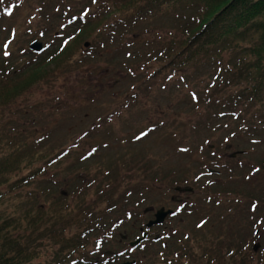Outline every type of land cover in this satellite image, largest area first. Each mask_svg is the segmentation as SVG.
Wrapping results in <instances>:
<instances>
[{"label":"rangeland","instance_id":"obj_1","mask_svg":"<svg viewBox=\"0 0 264 264\" xmlns=\"http://www.w3.org/2000/svg\"><path fill=\"white\" fill-rule=\"evenodd\" d=\"M30 1L24 0L22 6H31ZM9 7L13 10L15 5ZM14 13L9 20H0V65L13 62L17 65L15 68L6 66V70L13 73L26 61L30 64L46 58L58 43L50 35L58 31L57 23L46 35L38 34L35 31L42 29L41 21L34 19L27 27L29 30L22 29L25 26L22 17ZM173 19L176 21L173 12L159 15L143 26L147 32L140 38L152 39L153 34L165 37L174 28ZM131 34L120 43L130 44ZM35 38L43 43V48L38 53H28ZM122 49L114 52L115 56H120V61L132 52L130 48ZM234 58L229 51L222 53L223 64ZM128 59L133 62V55ZM216 64L203 66L198 72L199 78L183 79L177 74L167 84L152 86L133 106L125 107L112 118L107 114L122 102V93L132 92L129 75L117 83L107 79L104 83L111 89L101 91L97 87L100 75L94 70L70 69L31 88L15 105L1 110L6 118L0 123V135H13L16 127L24 135L22 137L36 138L34 144L39 146L40 152L55 154L66 149L68 153L60 158V164L47 170L43 179L23 189V194L30 192L31 197L26 199L23 194L16 193L0 208V215L24 209L27 205V208L38 205L47 208L56 203L62 192L71 203L70 207L84 200L94 202L95 210L102 211L105 228L94 232L92 239L103 232L109 234L112 220H119L105 248L120 252V262L135 259L136 264H158L162 241L170 246L169 252L175 250L180 254L185 247L192 249L195 257L203 255L202 260H209L208 255H204L207 252L212 259L210 264L238 263L239 260L233 262L230 258L229 245L238 254L242 251L253 253V264L261 261L259 256L264 259V190L260 180L242 175L264 161V133L227 139L226 135L232 133L227 130L220 132L215 128L214 131L205 126L189 134L186 127L194 119L193 110L187 107L190 99L203 90L201 79L207 84L216 82ZM91 68L94 64L88 69ZM124 74L123 70L118 71V76L125 77ZM14 108L19 109L18 116L12 114ZM34 144L32 148L36 147ZM209 150L211 154L212 150L216 152L220 164L230 166L233 162L232 177L219 167L213 168L218 173L208 172ZM236 151L243 153L231 159L230 154ZM109 182L113 183L110 190L107 188ZM99 186L112 192L113 201L119 203L110 213H106L104 205L95 206L97 200L93 193ZM175 186H190L194 192L188 195L185 188L179 191ZM75 188H79L77 198L70 196ZM234 191L239 194L234 195ZM172 197L182 198L186 204L176 216L167 220L168 239L155 242L153 237L161 235L162 227L156 225L147 229L145 223L159 208L175 209ZM139 228L146 230L148 237L129 251L128 242L141 236ZM254 243L259 246L252 252Z\"/></svg>","mask_w":264,"mask_h":264},{"label":"trees","instance_id":"obj_2","mask_svg":"<svg viewBox=\"0 0 264 264\" xmlns=\"http://www.w3.org/2000/svg\"><path fill=\"white\" fill-rule=\"evenodd\" d=\"M23 1L0 0V20H9L16 9L14 14L20 15L25 25L22 29L29 30L31 21L37 19L43 27L35 32L44 35L57 23L58 31L50 35L58 43L46 58L30 64L26 61L15 69L17 73L6 70L8 65L17 66L13 62L0 65V123L6 118L3 108L12 107L31 88L58 77L64 70H94L100 75L97 87L101 91L111 89L104 83L107 79L117 83L131 76L132 92L122 93V102L107 114L112 118L125 107L133 106L152 86L167 84L177 74L183 79L199 78L203 66L218 63L216 82L207 84L201 79L203 90L190 99L187 107L193 110L194 119L187 123L188 133L205 126L214 131L217 128L220 132H232L226 135L227 139L264 133V0H31V6H22ZM10 4L15 5L13 10L9 9ZM169 12L175 13L176 19L171 32L165 37L153 34L152 39L140 38L147 32L143 29L145 24ZM130 33V44L120 43ZM85 42H89L87 49ZM122 48L132 50L124 61L114 55L123 51ZM224 51L236 59L223 64ZM27 52L31 50L28 48ZM130 55L133 62L128 59ZM93 64L94 68L88 69ZM122 70L125 77L118 76ZM12 114L18 116L19 109L14 108ZM14 132L0 135V208L16 193L23 194L26 186L45 176L68 153L65 149L44 154L34 144L36 138L22 137L16 127ZM31 144L36 147L32 148ZM215 155L216 152L208 151V165L219 167L232 177L233 162L230 166H220ZM247 174L248 179L260 180L264 190V161L242 175ZM111 186L107 188L110 190ZM109 190L99 186L93 193L96 208L104 205L106 213L118 206ZM23 195L26 199L32 196L30 192ZM70 196L79 197V188ZM55 202L47 208L41 205L27 208V205L0 215V264L115 262L116 256H105L108 251L105 246L113 233H102L92 239L94 232L105 228L102 211L95 210L94 202L76 201L70 207L71 203L61 194ZM228 249L234 262L239 260L236 264H253V253L238 254L231 245ZM206 255L209 263L211 256L207 252ZM43 257L44 260L38 261ZM258 259L262 262L256 264H264L261 256Z\"/></svg>","mask_w":264,"mask_h":264},{"label":"flooded vegetation","instance_id":"obj_3","mask_svg":"<svg viewBox=\"0 0 264 264\" xmlns=\"http://www.w3.org/2000/svg\"><path fill=\"white\" fill-rule=\"evenodd\" d=\"M186 194L189 195L192 193L187 192ZM172 198H173L174 204L176 206L175 209H172L174 211V213L167 216L161 224L157 225L158 227H162V233H161V235L155 236V237H157L155 242H160L163 239H168V228L169 227L166 225L167 220H170L171 218L176 216L179 213V211H181L186 204V200H184L182 198L181 199H179V197H172ZM165 209H168V208H165ZM154 226H156V225H154ZM139 231L142 234L144 232H147L146 230L142 231V228H139ZM160 243L162 246V251L160 252L161 256H160V261L158 262V264H178L180 261L181 262L179 264H195V259H194L195 253L192 251V249H191V251H192L191 252L188 248L183 247L182 252L180 254H178V252H176L175 250H172L169 252L170 246L165 241H162ZM201 257H203V255H201L200 258Z\"/></svg>","mask_w":264,"mask_h":264},{"label":"water","instance_id":"obj_4","mask_svg":"<svg viewBox=\"0 0 264 264\" xmlns=\"http://www.w3.org/2000/svg\"><path fill=\"white\" fill-rule=\"evenodd\" d=\"M87 46H88V44L86 43V44H85V47H87ZM30 48H32L33 50H37V51H38V50L41 49V43L35 41V42H33V43L30 45ZM177 190L180 191L181 189H180V188H177ZM183 190L191 191L192 188L189 187V188H185V189H183ZM171 212H172L171 210L164 211L163 208H160V209L154 214V220L149 221V222L147 223V226L149 227V226H151V225H153V224H160L161 222H163L164 218H165L168 214H170ZM144 237H145V235H144L143 237L137 239L136 241L132 242V243H131V246H134V245L138 244L141 240H143ZM258 246H259L258 243H255V244L253 245L252 248H253V251H254V252L258 249ZM133 263H134V262L132 261V262H124V263H120V264H133Z\"/></svg>","mask_w":264,"mask_h":264}]
</instances>
